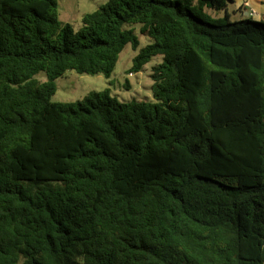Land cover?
Masks as SVG:
<instances>
[{"label":"trees","instance_id":"trees-1","mask_svg":"<svg viewBox=\"0 0 264 264\" xmlns=\"http://www.w3.org/2000/svg\"><path fill=\"white\" fill-rule=\"evenodd\" d=\"M234 2L108 0L75 30L57 0H0V264H264V14ZM136 26L154 100L52 102Z\"/></svg>","mask_w":264,"mask_h":264},{"label":"rangeland","instance_id":"rangeland-1","mask_svg":"<svg viewBox=\"0 0 264 264\" xmlns=\"http://www.w3.org/2000/svg\"><path fill=\"white\" fill-rule=\"evenodd\" d=\"M59 19L63 23H69L75 30L83 28V16L98 10L108 0H57ZM199 0H192L193 5L196 6ZM240 1L237 5L236 2ZM247 0H235L230 3L228 11L231 20H241L242 18H252L259 20L261 14L260 4L252 2L254 6L249 3L244 4ZM249 5V6H248ZM254 10L255 14L252 15L248 12L242 15L243 11ZM236 11V13H235ZM205 13L211 18H225L223 11L218 12L209 8H205ZM136 33L140 39V45L137 49L128 45L121 53L118 64L112 73L107 78L106 76L99 75H86L78 74L75 71H68L60 77L57 83V92L52 97L54 103H72L84 99L92 92H102L107 89L110 90L112 97H116L120 102L136 101H152L153 80L151 78L152 70L155 66L163 62L162 56L154 57L145 67L136 72L133 70L134 60L140 53V50L151 43V40L140 34V26H136ZM38 78L45 81V75L40 74Z\"/></svg>","mask_w":264,"mask_h":264},{"label":"crops","instance_id":"crops-1","mask_svg":"<svg viewBox=\"0 0 264 264\" xmlns=\"http://www.w3.org/2000/svg\"><path fill=\"white\" fill-rule=\"evenodd\" d=\"M253 1H254V0H247L244 4L247 5V3H249L251 6H254V5L252 4ZM239 2H240V1H237V2H236V5H237ZM255 2H257V3L260 4L261 14H264V0H255ZM235 13H236V11H235ZM245 14L247 15V11H246V10L242 12V15H245ZM261 14H260V15H261Z\"/></svg>","mask_w":264,"mask_h":264},{"label":"built area","instance_id":"built-area-1","mask_svg":"<svg viewBox=\"0 0 264 264\" xmlns=\"http://www.w3.org/2000/svg\"><path fill=\"white\" fill-rule=\"evenodd\" d=\"M248 6H249V5H248ZM248 12H249L250 14H252V15L255 14L254 10H252L251 12H250V11H247V14H248Z\"/></svg>","mask_w":264,"mask_h":264}]
</instances>
